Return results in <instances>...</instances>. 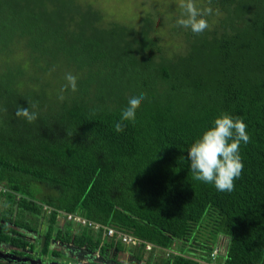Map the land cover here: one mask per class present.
<instances>
[{"label":"trees","instance_id":"16d2710c","mask_svg":"<svg viewBox=\"0 0 264 264\" xmlns=\"http://www.w3.org/2000/svg\"><path fill=\"white\" fill-rule=\"evenodd\" d=\"M206 2L208 30L180 27V43L163 44L149 13L135 24L90 0H0V242L38 257L0 264H50L52 238L124 248L142 264H264V0ZM66 73L78 87L61 100ZM141 93L136 122L116 132ZM21 106L38 119L18 118ZM222 113L250 136L230 193L193 180L187 160ZM106 226L139 241L123 245ZM37 231L40 244L27 237ZM217 232L225 243L211 255Z\"/></svg>","mask_w":264,"mask_h":264},{"label":"clouds","instance_id":"9594fccd","mask_svg":"<svg viewBox=\"0 0 264 264\" xmlns=\"http://www.w3.org/2000/svg\"><path fill=\"white\" fill-rule=\"evenodd\" d=\"M182 10L177 26L190 30L195 35H201L209 29L207 16L212 14L211 8L200 9L194 0H176ZM66 83L61 89L59 99L63 100V92L70 89L77 91V77L72 73L65 74ZM145 94L130 97L122 110L120 122L115 124L116 132H123L124 121L136 122V112L145 100ZM35 108L34 104H30ZM30 107H18L15 115L28 123L38 119L39 113L30 111ZM250 136L243 119L233 117L228 113L218 115L212 126L207 128L187 148V160L192 179L215 187L218 192L230 193L235 189V181L240 178L244 169L241 157V143L248 144Z\"/></svg>","mask_w":264,"mask_h":264},{"label":"rangeland","instance_id":"374dc122","mask_svg":"<svg viewBox=\"0 0 264 264\" xmlns=\"http://www.w3.org/2000/svg\"><path fill=\"white\" fill-rule=\"evenodd\" d=\"M96 4L107 17H113L121 21L136 22L145 14L149 13L155 23V28L160 34V41L163 44L180 43V27L176 21L181 16L182 10L177 6L176 0H90ZM200 9L210 8L212 5L206 0H194ZM215 11V10H213ZM207 16L208 23L215 19L216 12ZM174 31V33H173ZM203 234L207 235L206 228H202ZM214 245L222 251L225 243V235L217 232L214 237ZM202 259L198 264H209Z\"/></svg>","mask_w":264,"mask_h":264},{"label":"flooded vegetation","instance_id":"af4514ba","mask_svg":"<svg viewBox=\"0 0 264 264\" xmlns=\"http://www.w3.org/2000/svg\"><path fill=\"white\" fill-rule=\"evenodd\" d=\"M38 230H40V228H38ZM39 232L40 231H37L35 234L29 233V234H27V237H29V239H32L33 238V235H35V236H38V238H39V236H40V233ZM52 240L53 241L50 243V246H53V247L58 248V249L60 248V249H63V250H67V247L64 246L65 243H69V245H71L72 247L73 246L74 247L76 246V245H74L71 242L56 240V239H53V238H52ZM38 242H39V240H38ZM120 242L123 245H127L126 243H123L122 241H120ZM11 247H12L11 245H9V244H7L5 242H0V250H2V251H11L14 254H16L17 257H19V258L20 257L33 258L31 255L36 256L35 254H36L37 250L34 249V248L32 250H30L28 248H23V252L16 253L15 251H13L11 249ZM106 248H107V251H105L102 254L99 253L100 254V257L102 259L104 258L106 260L105 262H103L102 260H97V259H86V258L84 259V256L83 255H82V257L77 258L72 252L69 254V256H70L69 261L75 260V262L77 261L78 264L81 263L82 261L91 264V261H93V260L100 261L101 264H131L129 262L131 259H129V258L127 259V255H128V253H132V252H130V251L124 249V248L114 247L112 245H108ZM82 249L85 250L87 248L82 247ZM83 250H81V251H83ZM90 250L93 251L94 253H98L96 251V249H90ZM47 252H48V250H47ZM51 256L52 257H50L48 260H51L56 255H51ZM56 259H57V261L63 262V263L66 262V261H68V260H62V259H60V257H56ZM78 259H80V260L78 261Z\"/></svg>","mask_w":264,"mask_h":264},{"label":"water","instance_id":"95a60500","mask_svg":"<svg viewBox=\"0 0 264 264\" xmlns=\"http://www.w3.org/2000/svg\"><path fill=\"white\" fill-rule=\"evenodd\" d=\"M42 239H43V236L40 235L39 236V244L42 242ZM53 240L50 239V242H52ZM64 246L67 247V250H63V249H60L59 248V257L60 259L62 260H69L70 256L69 254L72 252L77 258H80L82 257V255L84 256V259H97V260H102L103 262H105L106 260L103 258L100 257V254L99 253H94L93 251L89 250V249H85L83 250L82 247H79V246H71L69 245V243H65ZM83 250V251H81ZM0 256L2 257H7V258H13V259H22V260H28V261H33V260H36L38 261V257H33V258H29V257H17L16 254H14L13 252L11 251H2L0 250ZM133 259V263L134 264H142V260L139 259V258H136L134 257V255L132 253H128L127 255V259ZM80 259H78L79 261ZM49 263L51 264H68L66 262H59L57 261L56 258H52L51 260H49ZM79 264H89L87 262H81Z\"/></svg>","mask_w":264,"mask_h":264},{"label":"built area","instance_id":"2783aa9c","mask_svg":"<svg viewBox=\"0 0 264 264\" xmlns=\"http://www.w3.org/2000/svg\"><path fill=\"white\" fill-rule=\"evenodd\" d=\"M0 189H2V187L0 186ZM45 210H48V207H44ZM63 212L58 211L56 212L57 217L60 216ZM64 218L67 219H71L74 222H83L84 218L77 215V214H72V213H64L62 214ZM88 224H90L92 227L97 228L99 226V224L97 222H93V221H86ZM104 232L107 235H112L114 238H118L120 241H122L123 243L126 244H136L139 240L138 238H136L135 236H133L132 234L126 232V231H121V230H116L115 228H113L112 226H106L104 227ZM145 247H148L149 244L145 243L144 244ZM216 250V246H214L211 250H210V254L212 255V253Z\"/></svg>","mask_w":264,"mask_h":264}]
</instances>
